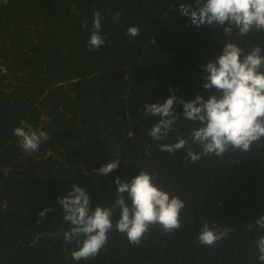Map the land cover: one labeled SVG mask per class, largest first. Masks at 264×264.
Wrapping results in <instances>:
<instances>
[{"label":"trees","instance_id":"trees-1","mask_svg":"<svg viewBox=\"0 0 264 264\" xmlns=\"http://www.w3.org/2000/svg\"><path fill=\"white\" fill-rule=\"evenodd\" d=\"M181 3L193 0H0V264H260L255 240L264 233L245 225L264 216V146L193 164L183 150H159L164 141L148 135L158 117H145L143 105L173 94L209 98L215 90L203 87L201 66L227 40L246 51L264 48V32L241 38L214 25L197 28L180 15ZM96 11L106 38L98 51L87 44ZM129 26L140 34L126 35ZM21 120L50 137L37 153H26L13 135ZM176 127L183 134L191 122ZM116 158L110 174L93 171ZM140 171L186 202L182 227L172 234L153 227L139 246L114 231L97 257L72 260L75 245L65 251L62 236L50 235L69 227L57 198L76 183L93 208L109 207L116 178L130 181ZM46 208L54 211L42 219ZM205 221L233 231L213 247L201 245ZM40 233L49 235L33 245Z\"/></svg>","mask_w":264,"mask_h":264},{"label":"clouds","instance_id":"clouds-1","mask_svg":"<svg viewBox=\"0 0 264 264\" xmlns=\"http://www.w3.org/2000/svg\"><path fill=\"white\" fill-rule=\"evenodd\" d=\"M7 2L4 0L5 4ZM179 13L189 17L190 23L197 28L220 27L225 37L235 34L243 38L253 32H264V0H193L190 4L181 3ZM120 16L121 13H115L114 20L118 21ZM84 27H87L86 22ZM101 28V13L96 11L87 41L90 50L98 51L105 45ZM139 34L138 26H129L126 32L132 38ZM201 67L206 73L203 87L215 90L209 98L197 95L186 101L173 94L164 103H144V116L158 117L148 135L154 141H164L158 144L159 150L172 155L183 150L185 159L195 164L204 158L224 159L237 151L250 153L254 145L264 146V48L255 45L246 51L236 41L227 40L222 54ZM169 91L174 93L175 90L170 87ZM177 103L183 106L181 112L174 109ZM181 119L191 122V128L183 134L176 127ZM173 132H176L175 141L168 142ZM13 135L28 154L37 153L41 144L50 139L47 132L35 130L27 120L19 122ZM120 162L116 158L93 171L108 175ZM115 184L117 194L109 207L93 208L90 194L76 183L63 197L57 198L62 220L69 227L50 235L62 236L65 251L75 245L70 254L72 260L97 257L114 231L126 235L130 244L139 246L153 227H158L162 234H172L182 227L181 214L186 202L179 195L164 190L153 173L140 171L130 181L117 177ZM50 211L54 209L46 208L39 215L43 219ZM117 213L118 219L114 222ZM245 227L264 233V216ZM232 231L231 227L221 229L205 221L198 234V243L213 247L227 239ZM44 235L49 234H38L32 244ZM255 245L257 258L264 264V235L256 238Z\"/></svg>","mask_w":264,"mask_h":264}]
</instances>
